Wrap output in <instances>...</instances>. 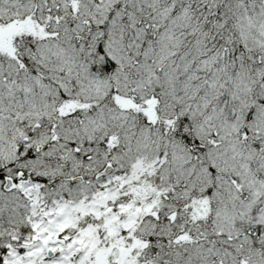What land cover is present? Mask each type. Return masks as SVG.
Here are the masks:
<instances>
[{
	"label": "snow or ice",
	"instance_id": "obj_1",
	"mask_svg": "<svg viewBox=\"0 0 264 264\" xmlns=\"http://www.w3.org/2000/svg\"><path fill=\"white\" fill-rule=\"evenodd\" d=\"M0 264H264V0H0Z\"/></svg>",
	"mask_w": 264,
	"mask_h": 264
}]
</instances>
